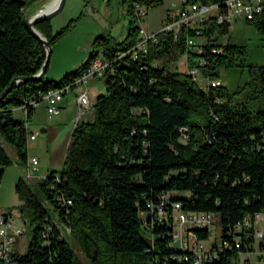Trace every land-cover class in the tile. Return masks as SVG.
<instances>
[{
    "label": "trees",
    "instance_id": "trees-1",
    "mask_svg": "<svg viewBox=\"0 0 264 264\" xmlns=\"http://www.w3.org/2000/svg\"><path fill=\"white\" fill-rule=\"evenodd\" d=\"M44 1L0 0V96L15 78L33 77L43 68L46 49L23 16ZM121 1L133 18L124 41L102 34L94 39L88 60L60 81H45V73L42 81L18 83L0 99V136L26 165L32 133L28 124L36 109L29 108L25 121L16 120L13 109L74 83L101 51L109 63L103 78L106 92L93 106L94 119L76 125L61 173L49 171L37 184L54 216L27 181L20 178L16 184L24 209L31 211L32 227L26 251L16 253V260L85 264L79 250L88 264H194L171 246V226L153 222L148 206H159L168 195L169 202L180 203L186 212L219 218L221 243L228 247L216 246L220 257L209 264H229L239 252L255 251L254 229L237 230L238 225L264 214V66H249V81L232 92L224 85L201 87L188 73L172 70L182 56H187L188 68H198L209 81L221 80L222 70L243 67L238 60L246 49L231 41L221 44L231 25L220 26L215 18L203 29L206 55L187 49L186 31L177 36L162 31L156 42L148 43L147 56L119 60L140 35L136 5L148 15L163 3ZM223 1L185 0L183 5ZM247 23L264 34V13ZM71 27L73 23L54 34L51 20L35 26L52 47ZM213 48L219 53H212ZM199 57L206 58L204 66L198 65ZM11 164L1 146L0 166ZM47 227L52 231L45 238ZM61 227L70 234L63 235ZM195 234L199 241L210 237L207 231Z\"/></svg>",
    "mask_w": 264,
    "mask_h": 264
},
{
    "label": "rangeland",
    "instance_id": "rangeland-1",
    "mask_svg": "<svg viewBox=\"0 0 264 264\" xmlns=\"http://www.w3.org/2000/svg\"><path fill=\"white\" fill-rule=\"evenodd\" d=\"M184 2L185 0H163L161 5L149 10L144 22L136 20L135 25L143 28L149 34H158L162 32L168 11L172 10L174 6L181 7ZM132 19L121 0H67L63 11L51 20L53 32L56 34L71 23H73V27L54 44L49 67L45 74V81L58 82L64 75L74 71L88 60L92 51V49L91 51L88 50V44H91L92 39H94L88 38L89 35L98 37L102 34H110L119 42L124 41L128 35ZM230 41L246 49V54L238 60L239 63L243 64V67L221 71L223 85L232 92L249 81V66H264V34L259 32L254 25L248 24L246 20L239 19L231 24L230 33L219 40L221 44L226 45ZM188 69L185 56H182L172 66V70L180 73H187ZM93 82L104 86L103 79L91 80L89 83L90 87ZM66 96L61 105V111L63 113L67 111L65 115H68L67 118L71 119L72 113L68 111L69 109H63L69 95ZM44 107L45 103L40 104L38 111H41ZM23 115V113L15 111L16 120L25 121L26 118ZM89 120L92 121L93 119L91 120V117L84 118L85 122ZM74 123L76 124L75 119ZM53 125H55L54 128L58 129L55 139L51 138L48 132L49 126ZM28 127L32 132L35 130L39 132L37 139L30 141L28 144V157L34 155L40 159L39 168L41 172L46 171L48 168L51 169L50 171L60 174L64 166L68 143H70V134L65 129L66 126L53 124L49 115L42 111V113L31 120ZM43 127L47 128V130L43 131ZM3 145L12 164L7 167L0 166V171L2 168L5 170L0 181V213L12 212L14 214L15 227L25 229V233L18 238L15 244L19 253H23L32 238L31 211L24 209L23 202L19 199L16 192V184L20 178L25 181L28 180V169L25 164L20 163L13 146L4 141ZM31 187L49 215L53 217L54 212L44 193L37 185H31ZM182 195L186 196L189 194L185 193ZM263 228L264 221L259 224V229L264 230ZM11 232L15 233L16 230L12 229ZM219 234L220 231L217 227L215 236L219 237ZM77 252L85 264H88L80 251L77 250ZM249 260V264H258L257 254L252 253L249 256Z\"/></svg>",
    "mask_w": 264,
    "mask_h": 264
},
{
    "label": "built area",
    "instance_id": "built-area-1",
    "mask_svg": "<svg viewBox=\"0 0 264 264\" xmlns=\"http://www.w3.org/2000/svg\"><path fill=\"white\" fill-rule=\"evenodd\" d=\"M135 13L138 20L141 22L145 21L147 9L144 6L136 5ZM263 13L264 0H224L220 4L195 3L186 6L182 5L181 7L174 6L167 13L162 31L173 33L176 36L182 30L186 31L188 34L186 39L187 49L202 56L207 54L205 47L208 45V42L202 37V34L209 19L215 18L216 23L223 26L227 24L231 25L239 19L251 21ZM192 33H195L197 37H190L189 34ZM156 35L149 34L143 28H140V35L134 48L120 55L117 59L120 60L125 56H131L137 60L140 57L147 56L148 43L150 41L156 42ZM211 52L219 53V50L213 48ZM197 62L199 66H204L206 64V58L199 57ZM154 65H158V62H155ZM108 68L109 63L104 60L101 51L90 68L81 77L77 78L74 83L65 85L60 89L50 90L47 93H41L37 99L34 98L33 100L26 101L20 109L27 116L29 108L37 109L40 104L45 103L47 114L50 118H53L60 113L65 96L74 93L77 107L75 119L77 125L83 120L84 116L90 113L94 106L87 86L91 80L97 78L103 79ZM187 73L201 87L206 88L209 85L211 87H219L223 85L221 80L209 81L204 78L200 70L196 67L189 68ZM183 132H186V130ZM37 135L32 132L29 136V141H35ZM39 162L40 159L37 157H32L27 160L28 180L35 178V174L38 172ZM168 198V195L163 196L159 206L149 205L148 207L151 209L152 214H154V224H168L171 226V246L183 252L185 254L183 258L186 261L189 259L188 256L191 257L194 264H209L212 260H218L220 256L215 247H228L226 243H221L219 218L214 214L186 212L180 203H171L168 201ZM262 221H264V214H256L254 218H245L244 222L238 225L237 230H241L243 227L254 229L255 251L239 252L236 257L229 261V264H249V256L252 253L257 254L258 264H264V250L262 249V246H264V231L256 228L257 224H260ZM14 224V214L12 212L0 213V264H18L15 244L18 238L25 233V229L16 228ZM217 227L220 231L219 237L215 236ZM12 229L16 230V232L12 233ZM61 229L63 235L70 234L68 227H61ZM196 230L209 232V240L199 241L196 238ZM51 231L52 228L47 227L44 237L47 238ZM257 250L258 252H256Z\"/></svg>",
    "mask_w": 264,
    "mask_h": 264
},
{
    "label": "crops",
    "instance_id": "crops-1",
    "mask_svg": "<svg viewBox=\"0 0 264 264\" xmlns=\"http://www.w3.org/2000/svg\"><path fill=\"white\" fill-rule=\"evenodd\" d=\"M54 0H45L39 7H43L44 4H47V5H50ZM39 8V9H40ZM38 10V9H37ZM170 11V10H169ZM168 11V12H169ZM94 35H89L88 38L92 39V38H96V37H93ZM96 36V35H95ZM94 39H92L94 41ZM93 41L91 42V44H88V47H89V51H91L92 49V44H93ZM186 58V62H187V56H185ZM188 67V65H187ZM89 92H90V96H91V99L93 101V104H95L97 98L102 95V94H105L106 92V89H105V86H100L98 85L97 82H93V84L91 85H88L87 86ZM69 95V96H68ZM68 99L65 101V105L63 106L64 108L63 109H69L68 111L72 113V118L71 119H68L67 116L68 115H65V113H63V111H61L58 115L54 116L53 118H50V121L53 123V124H58V125H64V127L66 126L65 129H67V132L68 134H70V139H71V135L76 127V124L74 123V116H76L77 114V107H76V103H75V96H74V93H71V94H68ZM66 96V97H67ZM64 101V100H63ZM40 107V106H39ZM39 107L34 111V114H33V117H32V120L37 116L39 115L40 113H42V111L47 115V112H46V106L41 110V111H38L39 110ZM19 111L20 113H23L22 110L20 108H16V109H13V115L15 116V111ZM93 113V110L90 111V113H88L86 116L83 117V120L82 122H85L84 121V118L86 117H91V120L94 119V114H91ZM24 114V113H23ZM74 114V116H73ZM23 117L25 118L26 116L23 115ZM90 121V120H89ZM55 125L53 126H49V134H50V137L51 138H56L57 136V133H58V129L57 128H54ZM47 128L43 127V131H46ZM34 133L38 134L39 135V132L37 130L34 131ZM37 139V138H36ZM70 139H69V142H70ZM30 143V141H29ZM4 147L3 145V139L1 138L0 136V147ZM68 146H69V143H68ZM5 148V147H4ZM67 154V150H66V153ZM32 157H36L34 155H31V157H28V159L32 158ZM66 157V156H65ZM38 158V157H37ZM41 162V161H40ZM40 162H39V165H40ZM51 169H46V171L44 172H41L39 166H38V172L35 174V178L33 180H27V182L30 184V185H37L39 184L43 178H45L49 171ZM1 181V180H0ZM256 228L260 231H264L262 229H259V223L257 224ZM264 229V228H263ZM17 253H19V251L17 250ZM24 253V252H23ZM23 253H20V254H23Z\"/></svg>",
    "mask_w": 264,
    "mask_h": 264
},
{
    "label": "water",
    "instance_id": "water-1",
    "mask_svg": "<svg viewBox=\"0 0 264 264\" xmlns=\"http://www.w3.org/2000/svg\"><path fill=\"white\" fill-rule=\"evenodd\" d=\"M67 0H59L57 6L53 9H50V5L44 4L42 9H38L35 10L33 12L31 11H27L24 16H23V20L25 22V25L34 33V35L39 38L41 40V42L43 43L45 49H46V60L45 63L43 65V68L41 69V71L30 78H15L13 80V82L11 83V85L9 86V88H7L5 90V92L0 96V99H3L14 87L17 86L18 83L24 82V81H29V80H37V81H42L44 74L47 71V68L49 66L50 60H51V56L53 53V47L50 45V43L47 41V39L43 36V34H41L36 28L35 26L40 23V22H44V21H50L52 20L55 16H57L58 14H60L66 4ZM35 12H40V14L35 17L34 19H31V16L35 13Z\"/></svg>",
    "mask_w": 264,
    "mask_h": 264
},
{
    "label": "bare ground",
    "instance_id": "bare-ground-1",
    "mask_svg": "<svg viewBox=\"0 0 264 264\" xmlns=\"http://www.w3.org/2000/svg\"><path fill=\"white\" fill-rule=\"evenodd\" d=\"M59 0H54L51 4H50V9H53L57 6ZM40 14V12H35L32 16L31 19H34L35 17H37Z\"/></svg>",
    "mask_w": 264,
    "mask_h": 264
}]
</instances>
